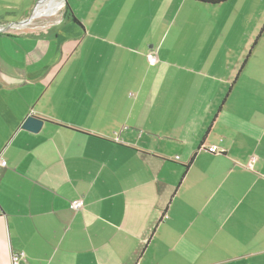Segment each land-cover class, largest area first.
<instances>
[{
  "label": "crops",
  "instance_id": "obj_1",
  "mask_svg": "<svg viewBox=\"0 0 264 264\" xmlns=\"http://www.w3.org/2000/svg\"><path fill=\"white\" fill-rule=\"evenodd\" d=\"M71 8L0 33V264H264V0Z\"/></svg>",
  "mask_w": 264,
  "mask_h": 264
},
{
  "label": "rangeland",
  "instance_id": "obj_2",
  "mask_svg": "<svg viewBox=\"0 0 264 264\" xmlns=\"http://www.w3.org/2000/svg\"><path fill=\"white\" fill-rule=\"evenodd\" d=\"M44 1L0 0V33L21 31L33 36L48 34L53 28L59 26L67 15L66 3L68 2L71 8L77 0H64L58 13L54 15H38Z\"/></svg>",
  "mask_w": 264,
  "mask_h": 264
},
{
  "label": "built area",
  "instance_id": "obj_3",
  "mask_svg": "<svg viewBox=\"0 0 264 264\" xmlns=\"http://www.w3.org/2000/svg\"><path fill=\"white\" fill-rule=\"evenodd\" d=\"M148 60L150 62V64L154 65L157 63V57L150 53L148 55ZM70 209L73 210V211H80L83 209V201L81 199H78V200H74L70 203ZM24 259V254H19V255H16L13 257V260H12V264H20L21 263V260Z\"/></svg>",
  "mask_w": 264,
  "mask_h": 264
},
{
  "label": "bare ground",
  "instance_id": "obj_4",
  "mask_svg": "<svg viewBox=\"0 0 264 264\" xmlns=\"http://www.w3.org/2000/svg\"><path fill=\"white\" fill-rule=\"evenodd\" d=\"M63 1L64 0H45L43 4L40 6V9L37 14L38 15L56 14L62 7Z\"/></svg>",
  "mask_w": 264,
  "mask_h": 264
},
{
  "label": "water",
  "instance_id": "obj_5",
  "mask_svg": "<svg viewBox=\"0 0 264 264\" xmlns=\"http://www.w3.org/2000/svg\"><path fill=\"white\" fill-rule=\"evenodd\" d=\"M44 124L45 121L43 119L30 115L22 125V129L32 133H38L42 130Z\"/></svg>",
  "mask_w": 264,
  "mask_h": 264
},
{
  "label": "trees",
  "instance_id": "obj_6",
  "mask_svg": "<svg viewBox=\"0 0 264 264\" xmlns=\"http://www.w3.org/2000/svg\"><path fill=\"white\" fill-rule=\"evenodd\" d=\"M211 2V1H210ZM211 3H217V2H211ZM66 11L69 13L70 12V8L68 5V2L66 3ZM71 14V13H70ZM73 21H75L76 23H78V20L74 17H72ZM79 24V23H78Z\"/></svg>",
  "mask_w": 264,
  "mask_h": 264
}]
</instances>
